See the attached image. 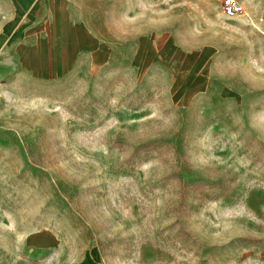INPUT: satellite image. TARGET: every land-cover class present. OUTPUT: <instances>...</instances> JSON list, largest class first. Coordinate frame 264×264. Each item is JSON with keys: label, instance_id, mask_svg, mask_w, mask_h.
Here are the masks:
<instances>
[{"label": "rangeland", "instance_id": "obj_1", "mask_svg": "<svg viewBox=\"0 0 264 264\" xmlns=\"http://www.w3.org/2000/svg\"><path fill=\"white\" fill-rule=\"evenodd\" d=\"M42 2L0 0V264H264V0ZM72 19L112 61L42 77Z\"/></svg>", "mask_w": 264, "mask_h": 264}, {"label": "crops", "instance_id": "obj_2", "mask_svg": "<svg viewBox=\"0 0 264 264\" xmlns=\"http://www.w3.org/2000/svg\"><path fill=\"white\" fill-rule=\"evenodd\" d=\"M42 4H44V0ZM240 7L241 10L244 9L242 5ZM234 14H242V12ZM71 25H73V33L79 36L76 46L74 45L70 55L65 54V57L56 55L54 60L49 62L42 59V77L46 73L52 72L64 74L87 64L93 67H101L112 61L114 55L110 44L105 42V40L99 39L77 20L72 19ZM80 39L82 40L80 41ZM29 70L32 77L33 73H37V70L33 67H29ZM4 220L5 217L1 219V221ZM31 237V242L34 246H38L37 244H48L53 239L51 234L46 231L38 232Z\"/></svg>", "mask_w": 264, "mask_h": 264}, {"label": "bare ground", "instance_id": "obj_3", "mask_svg": "<svg viewBox=\"0 0 264 264\" xmlns=\"http://www.w3.org/2000/svg\"><path fill=\"white\" fill-rule=\"evenodd\" d=\"M64 57V56H63Z\"/></svg>", "mask_w": 264, "mask_h": 264}]
</instances>
